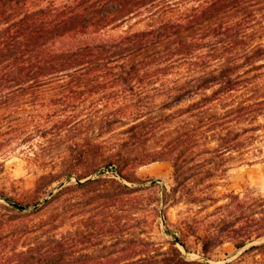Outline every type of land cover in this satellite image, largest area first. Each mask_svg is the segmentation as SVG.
<instances>
[{"label":"trees","instance_id":"1","mask_svg":"<svg viewBox=\"0 0 264 264\" xmlns=\"http://www.w3.org/2000/svg\"><path fill=\"white\" fill-rule=\"evenodd\" d=\"M263 67L264 0H0V153L26 144L41 171L30 201L0 193L11 210L0 214V264H199L136 234L147 186L135 171L171 164L173 184L154 200L166 206L213 201L204 190L232 164L264 161ZM118 125L117 140L101 136ZM109 165L131 185L86 179ZM87 187L108 198L87 228L39 241L63 227L65 194ZM224 197L217 208L232 221L217 238L237 249L264 239V196ZM123 201L131 218H108Z\"/></svg>","mask_w":264,"mask_h":264},{"label":"rangeland","instance_id":"2","mask_svg":"<svg viewBox=\"0 0 264 264\" xmlns=\"http://www.w3.org/2000/svg\"><path fill=\"white\" fill-rule=\"evenodd\" d=\"M262 71H264V67ZM149 107L146 110L150 111L152 115L163 111L156 105ZM119 130L120 127L118 125L112 131H107L101 136L106 140L115 141L120 137ZM13 146L9 151L0 153V193H4L21 202H28L31 200V190L41 171L30 166L29 162L26 161V154L29 152L26 144H14ZM113 169L115 170V167ZM172 171L173 169L169 162H153L136 169V176L144 181L145 186H147L141 192L142 197L138 205L139 209L135 213L140 218L138 220L140 223L135 229L136 234L144 241L151 242L153 246H157L156 248L161 251L168 248L171 242H174V246L180 250L185 260L195 261L199 264L203 262L212 264H264V247L251 248V246H258L264 243V239L251 241L244 247L237 249L232 241L217 238L220 230L224 229L232 221L228 212L217 208V206L227 204L231 200L229 197H224L226 193L232 191L241 200L243 198H250L251 200L257 195L264 196V161L257 159L249 164H240L238 162L232 164L226 174L215 181V187L204 190V193L213 194L216 197L213 201L192 202L190 197L177 196L168 205L163 206L161 201L157 203L154 200L157 197L161 200L163 189H168L172 186ZM98 176L107 178L108 183L113 180L131 185L119 176L118 178L112 177L110 174L102 173V171L99 174L97 172L93 173L86 179ZM69 179V181L63 180V182L66 185L76 182L74 177ZM84 180L82 179L81 182ZM107 185L106 183L102 184L103 187H107ZM56 186L57 184H53L50 191L45 193L41 202L37 205L38 207L57 190ZM108 189L105 190V194H109L107 192ZM93 196V192H90L89 187L77 193L67 192L65 194L64 207L66 217L63 227L55 232L45 234L39 241L56 240L61 236L69 235L76 231H84L91 215V208L97 205L98 202L108 200V198L105 200L100 198L97 201ZM150 207H154L157 210V214L153 218L147 216ZM231 208V211L236 213L237 208L232 206ZM9 209L7 202L0 198V214L10 212L11 210ZM132 212L127 201H123L118 207L111 206L107 208L105 214L108 218H111L114 214H119L122 219L129 220L133 215ZM221 221L224 222L225 226L221 224ZM129 233L127 231L123 237L130 239ZM174 236L177 241H175ZM179 240L185 242L187 249L182 246ZM107 241L106 245L114 243L112 240ZM126 245L127 242L120 241L115 244V249L126 247ZM112 249H114L113 246ZM119 261L125 263L127 262V257H121Z\"/></svg>","mask_w":264,"mask_h":264},{"label":"built area","instance_id":"3","mask_svg":"<svg viewBox=\"0 0 264 264\" xmlns=\"http://www.w3.org/2000/svg\"><path fill=\"white\" fill-rule=\"evenodd\" d=\"M102 173L110 174L112 177H117L116 171L113 169V166L109 165L108 167L102 169Z\"/></svg>","mask_w":264,"mask_h":264}]
</instances>
